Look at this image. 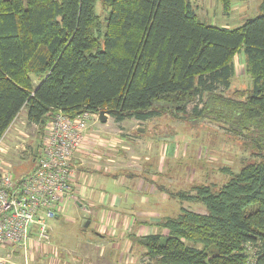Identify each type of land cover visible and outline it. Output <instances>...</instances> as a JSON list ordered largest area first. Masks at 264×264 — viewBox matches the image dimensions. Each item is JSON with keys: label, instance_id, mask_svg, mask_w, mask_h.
<instances>
[{"label": "trees", "instance_id": "obj_1", "mask_svg": "<svg viewBox=\"0 0 264 264\" xmlns=\"http://www.w3.org/2000/svg\"><path fill=\"white\" fill-rule=\"evenodd\" d=\"M100 1L103 35L98 0H0V139L23 108L37 126L38 150L58 111L76 118L103 110L118 122H145L163 112L184 119L188 104L206 95L194 118L210 114L264 140V2L257 16L227 29L202 22L188 0ZM217 1L227 13L231 0ZM240 53L252 82L241 102L220 91L230 87ZM254 147L261 158L220 187L200 185L193 195L175 196L206 213L181 208L160 221L165 235L138 241L147 258L264 264V147Z\"/></svg>", "mask_w": 264, "mask_h": 264}, {"label": "rangeland", "instance_id": "obj_2", "mask_svg": "<svg viewBox=\"0 0 264 264\" xmlns=\"http://www.w3.org/2000/svg\"><path fill=\"white\" fill-rule=\"evenodd\" d=\"M202 2L204 4L200 6H204L209 14L204 17V10H199L198 17L202 22L211 16L218 19L216 27H220L223 21L231 22L233 14L228 18L220 2ZM99 3L100 0L96 11L102 21L103 35L106 15L102 14ZM100 45H103V36ZM251 86L242 65L237 68L230 87L220 91H223L224 97L241 102ZM207 98L204 95L203 100L198 97L188 104L184 119L174 118L165 112L145 122L135 119L116 122L109 114L104 123L99 121V116L97 119L90 118L81 147L76 152L84 154L78 162L87 174H99L96 180L89 179L87 184L94 199L83 201L70 198L65 204L66 200L60 203L58 217L46 220L52 246L63 249L95 241L100 245L97 253H93L96 264H156L144 255L145 249L138 244L140 238L149 234L165 235V230L157 225L167 217H175L181 208L198 214L206 213L199 203L175 196L179 197L180 193L193 195V188L200 185L220 187L231 173H236L249 160H259L262 155L254 147H264V140L257 138L258 132L248 136L239 134L210 114L194 118L193 109L201 111ZM25 113L23 109L6 140L1 138L3 143L0 144L3 147L6 143L16 149L8 157L10 161H15L9 165L14 180L29 174L38 161L33 156L40 141L38 129L27 121ZM98 129L102 132L99 133ZM85 145L88 147L81 150ZM89 147L94 152L90 153L92 150ZM226 169L227 172L224 171ZM101 198L103 202L98 204L95 200ZM115 200H119L118 205H115ZM102 209L105 213L97 216ZM87 221L89 224L85 228ZM41 245L30 246L28 253L16 255L15 261L19 263L23 256H27L30 263H34V259L42 254ZM109 251L111 258L119 251L123 256L117 262L109 263L106 259ZM64 259L63 252H51L48 263L63 264Z\"/></svg>", "mask_w": 264, "mask_h": 264}, {"label": "built area", "instance_id": "obj_3", "mask_svg": "<svg viewBox=\"0 0 264 264\" xmlns=\"http://www.w3.org/2000/svg\"><path fill=\"white\" fill-rule=\"evenodd\" d=\"M97 117L84 112L69 118L58 111L44 130L32 172L14 180L9 167L0 165V264H31L27 256L19 263L14 258L48 239L46 220L60 212V203L71 193L73 155L81 147L88 120Z\"/></svg>", "mask_w": 264, "mask_h": 264}, {"label": "crops", "instance_id": "obj_4", "mask_svg": "<svg viewBox=\"0 0 264 264\" xmlns=\"http://www.w3.org/2000/svg\"><path fill=\"white\" fill-rule=\"evenodd\" d=\"M188 1L190 2V5L193 8V10L197 16H198V13H201L199 10H204V6L203 7L200 6V4H204V2H202V0H188ZM263 2H264V0H231V6H230L229 11L227 13H225L224 11L223 12L226 14V16L228 18H231L229 16L233 14L232 15L233 18H231V22H228V23L223 21L222 22L223 24L220 25V28L233 29V28H237V27L243 25L246 20L250 19L249 17L253 18L260 13V8H261V5L263 4ZM206 15H209V14H207L204 10V17H206ZM217 20L218 19L216 17L211 16L210 19L206 20L204 23L211 25V26H216ZM231 26H235V27H231ZM244 60L245 59H244L243 53H240L238 56H236L234 58L235 75L237 74V68H239V67L241 68L242 65H243V68L245 70ZM235 75H234V77H235ZM233 78L231 80H233ZM21 111H20V113H21ZM17 117L14 119L11 126L7 129L4 136L2 137V138H4L3 139L4 141L6 140L7 136L9 135L10 130L13 129V125L15 124V122H17L16 121ZM25 118L27 119V113H25ZM116 122H118V121H116ZM140 122H142V121H140ZM44 130L45 129H43V131H42V139L45 137ZM98 132L100 133L102 131H100L98 129ZM2 143H3V141H2ZM2 143H1V145H2ZM1 145H0V165L4 164L7 167H9V165H12L15 162V161H10L8 159L9 153L12 151H16V149H14L12 147L10 148V146L8 147V145L6 143H5V146H3V147ZM86 147H88V145L83 146V148L81 150H83L84 148L86 149ZM91 150L92 151L90 153L94 152L93 149H91ZM83 155L84 154L82 153V151H78L75 153V155L72 158V167L74 168L73 169L74 175H73V182H72L73 185H72L70 195H68L65 199H63L62 202L65 201L66 199H70V198H71L70 200L78 198V199L83 200V201H85L86 199H94V196L91 195L90 191L88 190L87 184L89 183V179L91 181V179H95V178L99 177V174L98 173L87 174L88 172L84 168H81V165L78 161L82 160V158L84 157ZM107 172L109 173V171H107ZM106 175H109V174H106ZM116 182H118V181H116ZM90 185H89V187H90ZM101 200H102V198L99 200H95V201H97L98 204H101L103 202ZM66 202H67V200L64 202V204ZM118 204H119V200L118 201L115 200V205H118ZM102 213H105V210L103 211V209H102V211L97 212V216L100 217V214H102ZM55 217H58V215L56 214ZM85 219H87V218H85ZM48 232H49V230H48ZM98 237L101 238L100 236H98ZM39 245L33 244L30 246L37 247ZM98 245L99 244L96 243L95 241H87L86 243L77 244L76 247H74L73 245H70L67 248L56 249L50 243L49 234H48L47 241L45 243L42 242V245H41V247L43 248L42 254H39L38 258L34 259V263H31V264H49L48 263L49 254L51 252L57 253L58 251L63 252L65 254V259L63 261L64 262L63 264H83V263L96 264L95 259H94L95 255H93V253H95V254L97 253V251L99 249ZM40 250L41 249H39V251ZM11 251H14V250L11 249ZM0 252H3V250ZM88 252L90 253V255H88ZM16 253H17V251H16ZM118 253L119 254H115L111 258V256L109 255L110 254V251H109L108 256L106 258L107 261H109V263L111 261L113 263L117 262V260H119L123 256V255H121V251H119ZM104 256H106V254ZM133 263H134V261H133Z\"/></svg>", "mask_w": 264, "mask_h": 264}, {"label": "water", "instance_id": "obj_5", "mask_svg": "<svg viewBox=\"0 0 264 264\" xmlns=\"http://www.w3.org/2000/svg\"><path fill=\"white\" fill-rule=\"evenodd\" d=\"M107 114H109V112L108 111H100L99 113H98V116H99V121L101 122V123H104L105 121H106V115ZM142 131H143V129H142ZM88 224H89V222L87 221L85 224H84V227L86 228L87 226H88Z\"/></svg>", "mask_w": 264, "mask_h": 264}, {"label": "bare ground", "instance_id": "obj_6", "mask_svg": "<svg viewBox=\"0 0 264 264\" xmlns=\"http://www.w3.org/2000/svg\"><path fill=\"white\" fill-rule=\"evenodd\" d=\"M40 149L37 150V158H39Z\"/></svg>", "mask_w": 264, "mask_h": 264}]
</instances>
